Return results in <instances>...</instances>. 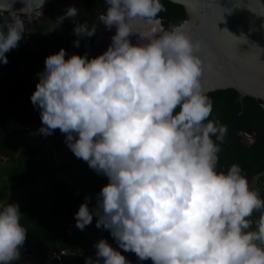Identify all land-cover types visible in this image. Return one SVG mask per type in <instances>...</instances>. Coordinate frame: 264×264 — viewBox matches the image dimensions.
Masks as SVG:
<instances>
[{"label": "clouds", "instance_id": "9594fccd", "mask_svg": "<svg viewBox=\"0 0 264 264\" xmlns=\"http://www.w3.org/2000/svg\"><path fill=\"white\" fill-rule=\"evenodd\" d=\"M104 3L99 20L116 29L106 51L90 58L61 48L47 56L30 96L38 133L59 129L73 155L108 181L84 197L74 219L83 231L95 217L117 247L99 239L84 264H131L120 250L151 264H264V198L238 164L217 170L227 128L209 119L213 105L201 83L206 46L181 27L132 43L131 22L159 23L161 0ZM9 10L11 3L0 6ZM78 15L69 7L57 18L73 19L77 48L97 30L76 22ZM4 27L0 64L26 32L19 15ZM21 218L17 204L0 203V264L21 258Z\"/></svg>", "mask_w": 264, "mask_h": 264}, {"label": "trees", "instance_id": "16d2710c", "mask_svg": "<svg viewBox=\"0 0 264 264\" xmlns=\"http://www.w3.org/2000/svg\"><path fill=\"white\" fill-rule=\"evenodd\" d=\"M161 3L165 11L159 13L157 18L162 24V29L165 30L182 19L184 14L182 7L178 4L167 0H161ZM52 8L53 6L49 3L47 13ZM105 8L104 0H82V6L78 9L79 15L75 18L76 22L87 23L89 27L95 24L97 29L96 15L104 13ZM10 23L8 19L0 17V26H5V31L6 25ZM74 27L73 19L68 18L39 36L32 35L30 42L22 39L15 49L5 54L8 63L2 64L6 74L0 78V203L8 202L19 206L22 214L21 224L27 229L26 239L20 250L21 256L26 257L33 264H46L44 263L46 255L60 249L71 248L81 239V235L71 227V223H76L74 214L84 202L86 195L79 192L73 197L72 193L76 189L74 185L56 178V175L65 172L62 169L63 166L47 170L44 159L37 156L38 148L24 144L23 135L33 128L38 130L42 124L39 110L30 107L32 105L30 96L36 87L35 79L25 74L22 68L25 65L30 67L32 74L42 72L45 67V58L57 53L61 48L65 49L67 56L83 55L87 52L90 57L95 35L81 40L79 48L74 47L73 41L77 39L73 35ZM32 57L40 60L39 69L30 64ZM205 94L211 99L213 105L209 119H218L222 125L226 126L227 134L224 138H228L232 124L226 121V114L233 116V113L237 111L233 104L235 95ZM242 100L244 110L240 120L254 130H264V116L256 115L258 110L256 106L246 105L252 104V99L245 97ZM53 134L49 136V140H55ZM53 144L51 148L55 150L56 141ZM233 146L238 152L232 153L231 161L239 165L243 163L241 159L243 155L249 158V165L246 162L241 169L247 179L258 175V190L261 198H264V173H262L264 171V140L258 139L251 148L236 143ZM219 157H223L224 161L229 160L227 158H230V149H223ZM40 179H46L40 189L17 194L11 201H6L9 191L23 190L27 185ZM94 203L95 201H92L89 206L92 207ZM254 215L259 216L255 213ZM93 220L96 218L94 217ZM105 238H111L106 230ZM120 251L131 264L142 263L138 261L134 253ZM50 264H84V259L76 253V255L64 256L59 262Z\"/></svg>", "mask_w": 264, "mask_h": 264}, {"label": "water", "instance_id": "95a60500", "mask_svg": "<svg viewBox=\"0 0 264 264\" xmlns=\"http://www.w3.org/2000/svg\"><path fill=\"white\" fill-rule=\"evenodd\" d=\"M58 0H44V3ZM74 0H66L71 3ZM182 7L183 18L167 28L181 27L206 46L201 58L205 69L202 87L205 93H225L250 97L264 109V0H167ZM40 0H0V6L11 3L10 12L21 13L39 6ZM82 0H77L80 9ZM96 15L98 25L90 58L104 51L112 42L116 29L105 28ZM158 21L159 19L156 18ZM136 34L132 43L159 34V23L132 21ZM147 25H150L152 32Z\"/></svg>", "mask_w": 264, "mask_h": 264}, {"label": "rangeland", "instance_id": "374dc122", "mask_svg": "<svg viewBox=\"0 0 264 264\" xmlns=\"http://www.w3.org/2000/svg\"><path fill=\"white\" fill-rule=\"evenodd\" d=\"M57 18H58L57 10L52 9L50 12H48L40 20V22L38 24H34V25L30 26L29 30H30L31 35L39 36L42 33H44L45 31L50 30L51 28H53L54 26H56L58 24ZM22 71L25 74L32 76L35 79V82L37 84L38 77L36 74L30 73V71H31L30 67L28 69H26V65H25V66H23ZM4 74H6V69L3 67L2 64H0V78ZM30 107H31V109H36L33 107V105H31ZM55 132H56V140H57V152H56V150L51 149V143H54L56 140H53V142H51V139L50 140L48 139L49 136L47 137V136L39 134L37 129L33 128L30 133H28L26 135L24 134L26 136V140H24V144L25 145H34L35 147H37L39 150L38 157L43 158L48 166H51L50 165L51 160L55 159V157H58L57 159L67 158V156L71 154L72 157L76 158L73 155V153L66 146L64 134H62L59 129H56ZM29 136H31L32 138L28 139ZM55 153H56V155H55ZM76 168L74 169L76 177L78 179L82 180V182H84L86 184V186L89 183H95L96 185L100 186V189H101L108 182L106 177H104L102 175L98 176L91 169L85 170V169L78 168V167H76ZM71 171L72 170H70L69 172H71ZM66 177H68V176H66ZM257 179H258V176L254 175L248 181L254 190L259 191L258 190L259 187L257 185L258 184ZM45 180L46 179L37 180V181H35V183L29 184L26 186L25 189L17 191V192L9 191L6 201H11L12 199H14V197L17 194L28 193L30 190L40 189L41 185L45 182ZM87 187H89V186H87ZM71 227L76 228V223H71ZM16 264H33V263L29 262L26 257L21 256L20 260L16 261Z\"/></svg>", "mask_w": 264, "mask_h": 264}, {"label": "flooded vegetation", "instance_id": "af4514ba", "mask_svg": "<svg viewBox=\"0 0 264 264\" xmlns=\"http://www.w3.org/2000/svg\"><path fill=\"white\" fill-rule=\"evenodd\" d=\"M69 7H75L76 8L77 7V0H74L71 3H67L66 0H58L54 4L52 9L57 10L58 17H60V16H63V14H65L66 10ZM160 25L162 26L161 23H160ZM243 98H245V97H241L238 100L236 98V95H235L234 100H233V104H234V107L237 108V111L235 113H233V116H231L232 114H226V121L230 122L232 124V127H231V132H230V135L228 136V138H224V141L221 145V148H222V150L223 149H226V150L230 149V158H227L229 160L224 161L223 157H219L220 160H219V163L217 165L218 171H225L226 172L230 165L236 163V162L231 161V160H233L232 153H236V151H237L236 147L233 146V144L236 143V144H239L243 147L251 148L253 146V144L258 139L264 140V130H262V131L254 130L251 127H249L248 125L244 124L240 120L241 117L243 116V110H244V108H243L244 103L242 100ZM252 101H253L252 104H246V105H248L249 107L256 106L258 108L256 115H259V117L261 115L264 116V109L261 108L260 105L258 104L259 101L254 100V99H252ZM250 105H252V106H250ZM222 150H221V152H222ZM241 159L243 162V163L239 164L241 166V168H242V166H244V163L247 162V164H248L250 162V161H248L249 158L245 157L244 155L241 157ZM221 168H224V169L221 170ZM262 173H264V171H262ZM250 179H251V177L248 180H250Z\"/></svg>", "mask_w": 264, "mask_h": 264}, {"label": "crops", "instance_id": "0c3cea01", "mask_svg": "<svg viewBox=\"0 0 264 264\" xmlns=\"http://www.w3.org/2000/svg\"><path fill=\"white\" fill-rule=\"evenodd\" d=\"M29 67H26V69H28ZM28 75V74H27ZM31 132V131H30ZM29 132V133H30ZM54 134V138L56 140V132H53ZM28 134V133H27ZM26 135V134H25ZM23 136L24 140H26V136ZM48 137V136H47ZM32 137L29 136L28 139H31ZM49 139V137H48ZM34 146V145H32ZM56 152H57V140H56ZM39 152V150H38ZM56 155V153H55ZM54 155V156H55ZM38 156V155H37ZM53 156V155H52ZM41 158V157H39ZM58 157H55V159L51 160V166H48L45 162L46 168L47 170L51 169V168H56V167H60L63 166V170L65 171L63 174H58L56 175V178L66 181L72 185H74V187L76 189H78V191L86 196H92L95 197V195L97 193H99L100 186L96 185L95 183H89L87 186L84 182H82V180L78 179L75 175V171L74 169L76 167L78 168H82L85 170H89L90 168L88 167L86 162L81 161V159L78 158H74L70 155L67 156V158H61V159H57ZM43 159V158H42ZM45 161V160H44ZM77 169V168H76ZM70 170H72L71 172H69ZM68 176V177H66ZM258 176V175H257ZM93 201H95L93 199ZM260 215V214H259ZM253 221H256L259 219V216H253L252 217ZM89 226H86L85 229L83 231L79 230L77 227L74 228V230L79 233L81 235V239L79 241L76 242V244H74L71 248L73 249L74 252L77 253V255L79 257H81V259L85 258V255H87L91 249H92V244H93V240H92V234L91 231L89 229ZM253 227H255V224L253 225ZM109 233V232H108ZM110 235V234H109ZM111 237V236H110ZM71 249V250H72ZM85 260V259H84ZM141 264H151L150 260H146V261H141Z\"/></svg>", "mask_w": 264, "mask_h": 264}, {"label": "built area", "instance_id": "2783aa9c", "mask_svg": "<svg viewBox=\"0 0 264 264\" xmlns=\"http://www.w3.org/2000/svg\"><path fill=\"white\" fill-rule=\"evenodd\" d=\"M55 3L56 2H50L51 6H54ZM48 8H49V3H43V6L41 9L38 6L34 9H31V10L25 12L24 14L10 12V11H0V17H4V18L8 19L11 23H13L16 16L19 15V17L24 21L25 27H26V32H25V35L23 37V40L28 42V41H30V39L32 37L30 30H29L30 26H32L34 24H38L40 22V20L47 14ZM30 64L33 67H35L36 69H39L40 60L36 57H32L30 59ZM51 142H53V140H51ZM51 144H53V143H51ZM51 149H53V148H51ZM78 194H79L78 189H75L72 193V196L74 197V196H77ZM255 214L259 215V213H255ZM95 225H96V220H93L89 226V229H90L91 234L93 236V244H92L91 251L87 255H85V258L86 257L95 258L96 249L93 247V245L101 238L106 239L108 241V243L110 245H112L114 248L117 247V245L114 242V240L112 239V237L110 239L105 238V230L103 228L98 229ZM68 255H76V253L73 252L70 247L60 249L58 251L51 252L50 254L46 255L45 259H44V263L50 264L53 262H59L62 257L68 256Z\"/></svg>", "mask_w": 264, "mask_h": 264}, {"label": "bare ground", "instance_id": "6f19581e", "mask_svg": "<svg viewBox=\"0 0 264 264\" xmlns=\"http://www.w3.org/2000/svg\"><path fill=\"white\" fill-rule=\"evenodd\" d=\"M148 27H149V29L151 30V32H152V28H151V26L150 25H147ZM30 42V41H29Z\"/></svg>", "mask_w": 264, "mask_h": 264}]
</instances>
